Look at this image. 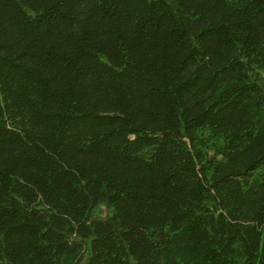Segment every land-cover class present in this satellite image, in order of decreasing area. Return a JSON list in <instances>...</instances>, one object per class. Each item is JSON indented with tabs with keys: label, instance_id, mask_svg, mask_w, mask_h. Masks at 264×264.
<instances>
[{
	"label": "trees",
	"instance_id": "16d2710c",
	"mask_svg": "<svg viewBox=\"0 0 264 264\" xmlns=\"http://www.w3.org/2000/svg\"><path fill=\"white\" fill-rule=\"evenodd\" d=\"M80 263L264 264V0H0V264Z\"/></svg>",
	"mask_w": 264,
	"mask_h": 264
},
{
	"label": "rangeland",
	"instance_id": "374dc122",
	"mask_svg": "<svg viewBox=\"0 0 264 264\" xmlns=\"http://www.w3.org/2000/svg\"><path fill=\"white\" fill-rule=\"evenodd\" d=\"M110 208L106 206L103 202L97 203L91 210V217H105L109 215ZM81 264V263H80Z\"/></svg>",
	"mask_w": 264,
	"mask_h": 264
}]
</instances>
